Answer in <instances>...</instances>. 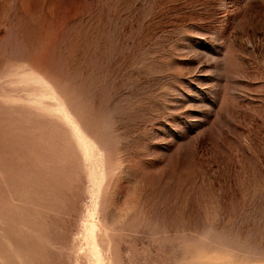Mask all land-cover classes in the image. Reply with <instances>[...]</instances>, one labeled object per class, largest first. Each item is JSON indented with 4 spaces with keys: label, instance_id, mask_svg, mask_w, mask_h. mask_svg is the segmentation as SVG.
I'll return each instance as SVG.
<instances>
[{
    "label": "rangeland",
    "instance_id": "obj_1",
    "mask_svg": "<svg viewBox=\"0 0 264 264\" xmlns=\"http://www.w3.org/2000/svg\"><path fill=\"white\" fill-rule=\"evenodd\" d=\"M0 264H264V0H0Z\"/></svg>",
    "mask_w": 264,
    "mask_h": 264
}]
</instances>
